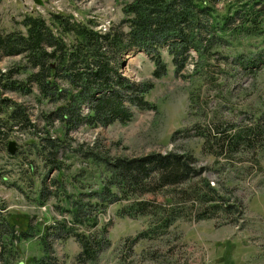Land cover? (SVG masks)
<instances>
[{
  "label": "rangeland",
  "instance_id": "1",
  "mask_svg": "<svg viewBox=\"0 0 264 264\" xmlns=\"http://www.w3.org/2000/svg\"><path fill=\"white\" fill-rule=\"evenodd\" d=\"M41 1L39 5L34 0H0V27L23 30L18 22L25 14L45 19L51 14H60L71 15L74 21L94 20L97 29L104 31L123 19L122 8L131 0ZM232 1L221 0L215 4L208 1L213 8L212 18L214 15L219 24ZM210 32V37H205L206 43L200 42L186 51L187 62L178 72L174 70L168 45L127 51L121 57V74L136 82H154L146 99L156 108L133 109L134 115L126 124L116 122L71 130L60 150L66 156L61 173L29 155L24 143L27 137L22 132H14L9 138L14 142L13 153L28 155L33 160L32 174L24 171V164H16L8 157L13 153L0 143L3 175L8 181L16 179L22 186L19 191L8 185L7 180L0 179V222L5 221L0 229L9 235L30 234L18 241L9 238L5 242L2 238L6 245L3 251L0 240V264H37L45 254L39 241L44 235L49 246L46 264H264V138L256 139L262 144L256 141L222 149L218 145L219 136L215 137L233 136L241 127L253 125L255 120L264 129V34L246 35L239 29L222 31L219 25ZM157 54L168 69L159 79L151 74L154 69L151 59ZM19 58L2 56L0 68L6 69ZM6 95L24 103L31 121L43 131L44 121L39 114L53 109L54 105L37 104L31 96L13 92ZM83 109L84 113L88 111L87 106ZM50 129L52 135H62L59 121L55 120ZM201 132L207 133L209 141H205ZM78 144L84 147L94 144V150L111 158L190 151L198 160L201 174L189 183L143 196L160 203L166 213L178 210L168 229L144 239L134 240L140 232L148 230L150 217L121 216L119 203L95 207L90 215L97 217L105 233L96 229L92 236H105L107 242L94 261L84 258L79 261L76 256L80 244L74 234L90 233V229H81L66 209L73 200L82 198L80 192L97 189L99 178L84 157L85 149L78 151ZM44 176L51 186L49 189L56 194L45 204H38L35 198ZM203 179L214 189L205 202L197 201L194 193H186V188L200 189ZM53 181L59 184L54 186ZM82 200L86 202L85 197ZM224 203L231 204V211L221 209ZM203 210L210 214L209 218H198ZM12 248L14 257H7Z\"/></svg>",
  "mask_w": 264,
  "mask_h": 264
},
{
  "label": "trees",
  "instance_id": "2",
  "mask_svg": "<svg viewBox=\"0 0 264 264\" xmlns=\"http://www.w3.org/2000/svg\"><path fill=\"white\" fill-rule=\"evenodd\" d=\"M208 1L131 0L122 8L123 19L109 25L104 31L97 29L94 20L74 21L71 15L60 14H51L49 19L25 14L18 22L23 30L0 27V59L2 56L20 57L6 69L0 68V143L7 147L10 136L14 132H22L27 137L24 143L29 155L39 158L45 167L61 173L66 156L60 150L67 143L71 130L81 126L97 128L116 122L126 124L134 115L133 109L156 108L146 99L154 82H136L121 74V57L127 51L168 45L174 70L178 72L187 62L186 51L197 47L196 44L200 42L206 43L205 37L209 38L210 31L218 25L222 31L239 29L246 35L264 34V0H233L221 24L214 15L213 20V8ZM219 1L212 0V4ZM236 20L239 22L235 23ZM151 61L154 64L151 72L154 78L159 79L167 73V64L158 54ZM7 92L31 96L37 104L54 105L53 109L42 110L39 114L44 121L43 131L38 130L31 121L28 107L4 96ZM85 106L88 108L86 113L83 112ZM261 117H258L259 120ZM55 120L59 121L61 136L52 135L50 127ZM256 123L257 120L253 125L241 127L233 136L215 135L219 136L218 145L222 149H233L237 144H253L258 137L264 138V129H260ZM206 134L200 133L205 141H209ZM258 143L262 144L261 141ZM94 147V144L87 147L78 144V151L85 149L84 157L98 174V188L80 192L82 198L73 200L71 207L66 209L81 229H90V233L83 231L74 234L80 244V252L76 256L79 261L82 258L94 261L107 242L105 236H92L96 229L105 233V227L99 226L97 217H91L92 210L119 203L121 207L118 213L121 216L150 217L148 230L140 232L134 240L144 239L159 231L163 233L175 221L178 210L166 213L160 203H153L143 196L189 183L201 174V169L197 168L198 160L190 151L111 158L94 150ZM7 156L13 158L16 164H24L25 172L34 170V162L28 155L22 157L15 152ZM4 171L0 169V179L5 182L7 176L3 175ZM51 184L57 186L59 182L53 181ZM8 185L19 191L22 189L16 179L9 180ZM200 185V189L186 188V193H194L197 201L205 202L214 189L205 179ZM49 187L44 176L35 198L38 204H45L56 194ZM83 197L86 202H82ZM124 202L126 204L123 205ZM220 207L225 212L231 211L229 203ZM209 216L203 210L198 218ZM0 225H5V221ZM27 237L30 234L26 237L15 233L9 235L0 229L3 251L6 243L2 238L7 242L9 238L18 241ZM39 241L45 254L37 264H46L49 246L45 235ZM12 250H8L7 257H14L15 251Z\"/></svg>",
  "mask_w": 264,
  "mask_h": 264
},
{
  "label": "water",
  "instance_id": "3",
  "mask_svg": "<svg viewBox=\"0 0 264 264\" xmlns=\"http://www.w3.org/2000/svg\"><path fill=\"white\" fill-rule=\"evenodd\" d=\"M37 4L41 5L42 4V1L41 0H34ZM264 8V6H263ZM125 65V63H123V66ZM14 142L13 141H10L9 144H8V152L9 153H13L14 152Z\"/></svg>",
  "mask_w": 264,
  "mask_h": 264
},
{
  "label": "built area",
  "instance_id": "4",
  "mask_svg": "<svg viewBox=\"0 0 264 264\" xmlns=\"http://www.w3.org/2000/svg\"><path fill=\"white\" fill-rule=\"evenodd\" d=\"M238 22H239L238 20L235 21V23H238Z\"/></svg>",
  "mask_w": 264,
  "mask_h": 264
}]
</instances>
